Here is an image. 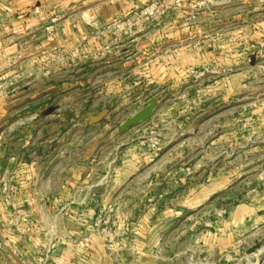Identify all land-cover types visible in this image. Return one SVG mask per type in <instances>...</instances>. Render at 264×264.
Returning <instances> with one entry per match:
<instances>
[{
  "label": "rangeland",
  "instance_id": "1",
  "mask_svg": "<svg viewBox=\"0 0 264 264\" xmlns=\"http://www.w3.org/2000/svg\"><path fill=\"white\" fill-rule=\"evenodd\" d=\"M31 4L0 60V264H264V0Z\"/></svg>",
  "mask_w": 264,
  "mask_h": 264
},
{
  "label": "crops",
  "instance_id": "2",
  "mask_svg": "<svg viewBox=\"0 0 264 264\" xmlns=\"http://www.w3.org/2000/svg\"><path fill=\"white\" fill-rule=\"evenodd\" d=\"M0 11H11L10 14L14 17L18 16L20 20L15 21L7 26V35L0 36V60L9 55L13 49H15L16 43L13 39L22 38L23 33L26 32L27 27L24 23H19L21 21L24 22V18L21 20V17L29 14V11H35L32 9L31 0H10V2L5 4H0ZM14 11L16 12L14 14ZM37 11V10H36ZM25 37V36H24ZM23 37V38H24Z\"/></svg>",
  "mask_w": 264,
  "mask_h": 264
},
{
  "label": "water",
  "instance_id": "3",
  "mask_svg": "<svg viewBox=\"0 0 264 264\" xmlns=\"http://www.w3.org/2000/svg\"><path fill=\"white\" fill-rule=\"evenodd\" d=\"M157 105H158V103H157L156 98L150 97L147 100L146 105L142 109H140L139 111H137L136 113H134L133 115L128 117L121 124V126H120L121 129L126 130L131 125H135L141 121L149 119L150 117H152L154 115V112H155V109L157 108ZM106 113H107V110L104 109L96 115H89V120L91 123L98 122L105 116Z\"/></svg>",
  "mask_w": 264,
  "mask_h": 264
}]
</instances>
